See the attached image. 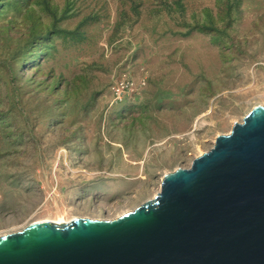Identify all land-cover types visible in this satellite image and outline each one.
Here are the masks:
<instances>
[{
	"label": "rangeland",
	"instance_id": "rangeland-1",
	"mask_svg": "<svg viewBox=\"0 0 264 264\" xmlns=\"http://www.w3.org/2000/svg\"><path fill=\"white\" fill-rule=\"evenodd\" d=\"M264 105V0H0V235L152 198Z\"/></svg>",
	"mask_w": 264,
	"mask_h": 264
},
{
	"label": "water",
	"instance_id": "water-1",
	"mask_svg": "<svg viewBox=\"0 0 264 264\" xmlns=\"http://www.w3.org/2000/svg\"><path fill=\"white\" fill-rule=\"evenodd\" d=\"M0 264H264V105L132 210L0 235Z\"/></svg>",
	"mask_w": 264,
	"mask_h": 264
}]
</instances>
